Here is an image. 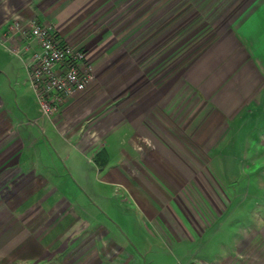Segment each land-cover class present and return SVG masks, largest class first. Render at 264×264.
<instances>
[{"label": "rangeland", "instance_id": "374dc122", "mask_svg": "<svg viewBox=\"0 0 264 264\" xmlns=\"http://www.w3.org/2000/svg\"><path fill=\"white\" fill-rule=\"evenodd\" d=\"M234 1L238 0H87L82 11L87 30L75 41L66 40L51 24L64 42L88 48L94 77L69 100L71 112L61 115L67 98L51 117L40 113L56 127L55 137L44 133L40 118L32 121L44 135L47 149L57 154L53 163L61 165L54 173L44 171L38 177L45 185L41 197L52 196L49 201L55 204L47 211V224L52 222V233L66 230L62 238L71 242L64 244L62 256H46L39 263L264 264V104L231 121L223 116L222 126L214 132L204 127L214 119V105L179 77L184 63L218 32L220 26L214 21L220 13L226 12V19L235 15V8H229ZM0 53L11 54L5 48ZM141 75L159 89L164 88L166 77L173 81L172 109L168 114L159 111L158 120H173V128L168 126L165 134L184 143L165 144L186 150L189 175L179 177L187 180L183 190L173 191L162 164L150 160L155 156L143 160L155 145L144 132H137L132 115L125 112V106L136 107L133 100L128 103L145 85H140ZM150 121L147 113L142 125L150 127ZM159 133L155 135L165 140ZM73 151L89 163L82 167L83 174L64 167L65 154ZM102 151L108 155L104 166L96 158ZM31 152L25 156L34 162L36 155ZM173 161L171 170L167 167L171 177L172 167L177 170L175 163H179ZM16 171L0 176V198L18 180L17 174L9 175ZM150 176L169 188L167 199H162L163 191ZM140 181L151 184L158 205L143 192L147 206L140 207L136 190ZM149 205L156 206L155 211ZM145 210L152 212V219ZM85 251L88 256L82 260Z\"/></svg>", "mask_w": 264, "mask_h": 264}, {"label": "crops", "instance_id": "0c3cea01", "mask_svg": "<svg viewBox=\"0 0 264 264\" xmlns=\"http://www.w3.org/2000/svg\"><path fill=\"white\" fill-rule=\"evenodd\" d=\"M86 1L0 0V48L3 49L4 43L16 47H22L25 43L22 42L23 37L20 34L12 35L9 31V25L16 15L25 19L37 17L43 23L53 24L57 33L66 40L75 41L80 37L83 38V33L87 30L83 27L86 24V15L82 12L85 8L83 3ZM229 8H235V15L226 19V12L223 11L216 20L214 19V23L218 22V27L220 26L218 32L197 52L195 57L184 63L179 72L182 83L188 81L189 84L197 87L199 92L214 105V119L211 124L204 125V127L213 128L214 132L216 128L222 126L223 116L231 121L237 119L243 111L253 113L264 104V0H238L236 3L235 1L231 3ZM32 45L34 46L35 43L33 42ZM85 50L91 62L90 51L88 48ZM139 79L140 85H145L140 89L135 88L136 91L131 95L128 103L130 106L133 100L136 107H133V110L131 107L124 108L126 113L132 115L134 125L138 128L137 132L140 134L144 132L149 141L155 145L154 150L144 155L143 160H149L151 155L155 156L150 160L162 164L163 176L169 177L167 182L173 187V191L174 188L183 190L187 180L181 181L179 177L189 175V167L187 163H184L186 150L184 146L171 148L170 145L168 147L165 144L184 143L180 139L177 140L165 134L168 126L173 128V120L165 119V123L158 120L159 111L168 114V111L172 109L173 81H169L166 77L164 88L159 89L153 83H147L142 75ZM76 94L65 101L63 107L66 106L62 116L71 112L73 101L69 100ZM86 105L85 103L84 106ZM203 107L206 108L205 103ZM40 113L37 95L32 86L27 83V72L23 62L12 53L10 55L0 53V176H6L13 168H17V171L9 175H18L16 182L12 181L8 187L5 186L6 191L10 193L0 198V264H30V262L42 264L39 262L46 256H62L64 244L71 243H66L69 237L65 241L62 238L66 230L59 229L52 233L50 231L52 222L47 224V219L50 218L47 211H52L55 204L53 200L51 203L49 201V198L53 199L52 196L44 199L41 197L40 191L41 188H45V185L41 184L38 177H43L44 171L54 173L61 165L57 162L53 163L57 154L47 149L44 135H41L39 126L32 122L40 118L38 120L44 133L48 132L56 136V127L52 126L48 118H41ZM147 113L151 118L152 126L150 127L142 125ZM62 116L59 118L60 122L63 121ZM182 122L181 119L179 123L183 127L184 122ZM155 133H159L165 140L162 141ZM202 136H198L197 141ZM38 144L42 145L39 149ZM29 152L35 153L34 162H29L30 158L25 156V153L29 154ZM73 152L75 156L71 158ZM73 152L65 154L68 163L63 166L65 169H78L83 174L82 167L85 169L89 163L83 161L78 151ZM41 159L45 162H40ZM173 160L179 163L178 165L175 163L177 170L172 167L171 177L168 168L171 170L169 162H174ZM90 167L92 168L91 165ZM150 179L154 181L152 184H158L163 191L162 199H167L169 188L160 185L161 182L153 179L152 176ZM138 184L139 187H136V190L141 199L144 198L143 203L140 199V207L147 206L143 192L149 193L148 197L153 198L158 205L157 196L154 195L151 184L141 181ZM149 207L154 211L156 209V206L149 205ZM146 213L150 219L153 218L151 211ZM85 248L88 249V243ZM87 254V251L82 252L81 259L83 260L84 255L87 257ZM74 261L70 264H77L78 260Z\"/></svg>", "mask_w": 264, "mask_h": 264}, {"label": "built area", "instance_id": "2783aa9c", "mask_svg": "<svg viewBox=\"0 0 264 264\" xmlns=\"http://www.w3.org/2000/svg\"><path fill=\"white\" fill-rule=\"evenodd\" d=\"M9 29L12 35L26 37L21 48L2 45L24 61L27 82L36 92L43 115L56 114L67 98L84 90L93 79L94 69L85 50L58 38L51 24L16 15Z\"/></svg>", "mask_w": 264, "mask_h": 264}, {"label": "trees", "instance_id": "16d2710c", "mask_svg": "<svg viewBox=\"0 0 264 264\" xmlns=\"http://www.w3.org/2000/svg\"><path fill=\"white\" fill-rule=\"evenodd\" d=\"M96 158H98V159L100 158L101 160L98 163L104 165L107 162L108 156H107V153L106 152L102 151V152H100V153L97 154V157Z\"/></svg>", "mask_w": 264, "mask_h": 264}]
</instances>
